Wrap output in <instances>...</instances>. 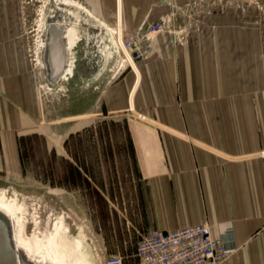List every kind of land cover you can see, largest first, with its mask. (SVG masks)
Returning a JSON list of instances; mask_svg holds the SVG:
<instances>
[{
    "label": "rangeland",
    "instance_id": "obj_1",
    "mask_svg": "<svg viewBox=\"0 0 264 264\" xmlns=\"http://www.w3.org/2000/svg\"><path fill=\"white\" fill-rule=\"evenodd\" d=\"M116 7L104 0H0L2 55L14 50L11 75L8 62L0 68V196L17 202L26 237L58 233L69 256L78 252L85 264H109L114 257L138 264L137 246L147 232L138 220L144 180L133 132L151 122L106 108L112 86L140 61L125 50L129 37L138 35L145 58L161 35L183 45L200 38L202 28H236L243 76L264 82V0H194L157 21L164 32L149 38L154 23L127 33L112 15ZM102 14L108 18H98ZM54 25L74 28L80 38L63 69L52 59ZM4 219L2 229L12 238Z\"/></svg>",
    "mask_w": 264,
    "mask_h": 264
},
{
    "label": "crops",
    "instance_id": "obj_2",
    "mask_svg": "<svg viewBox=\"0 0 264 264\" xmlns=\"http://www.w3.org/2000/svg\"><path fill=\"white\" fill-rule=\"evenodd\" d=\"M104 2L116 4L112 15L131 33L194 0ZM196 35L183 45L161 35L135 64L134 110V70L106 97L111 115L136 112L151 122L133 132L144 180L139 224L147 232H172L207 222L217 239L232 229L225 239L234 251L224 264H264V82L243 76L236 28ZM4 53L0 48V68L8 62L11 75L14 50Z\"/></svg>",
    "mask_w": 264,
    "mask_h": 264
},
{
    "label": "built area",
    "instance_id": "obj_3",
    "mask_svg": "<svg viewBox=\"0 0 264 264\" xmlns=\"http://www.w3.org/2000/svg\"><path fill=\"white\" fill-rule=\"evenodd\" d=\"M162 32L164 26L154 23L149 26L146 37H155ZM138 40V35L130 36L128 47H125L126 52L133 50L130 56L134 61L144 56ZM139 117L146 120L143 115ZM232 235V229H228L225 237L215 238L212 226L207 222L172 232L150 231L142 235L136 257L138 264H224L234 251L225 239ZM109 264L124 263L121 257H114Z\"/></svg>",
    "mask_w": 264,
    "mask_h": 264
},
{
    "label": "bare ground",
    "instance_id": "obj_4",
    "mask_svg": "<svg viewBox=\"0 0 264 264\" xmlns=\"http://www.w3.org/2000/svg\"><path fill=\"white\" fill-rule=\"evenodd\" d=\"M79 7L85 10L91 17L93 16L90 11L83 8L84 6L82 7L79 5ZM61 26L62 25H54L53 30L55 33L54 39L52 40L53 46L51 47V52L54 65L57 68L63 69L68 56L74 52L80 38L74 28L67 27L66 29H63ZM108 30L111 29L109 28ZM118 46L119 48L122 47V43L119 41ZM72 66L64 70L65 73H67V76L71 73L73 74ZM0 216L8 218L10 221L12 240L15 248L22 255V257H20L21 260L29 261L32 264H85L83 257L78 252H75L73 257L69 256L68 250L62 245L58 233L52 234L49 238L34 237L30 239L26 237L22 232V224L19 217L17 202L14 200L10 201L6 196H0Z\"/></svg>",
    "mask_w": 264,
    "mask_h": 264
},
{
    "label": "water",
    "instance_id": "obj_5",
    "mask_svg": "<svg viewBox=\"0 0 264 264\" xmlns=\"http://www.w3.org/2000/svg\"><path fill=\"white\" fill-rule=\"evenodd\" d=\"M6 220L0 216V264H18L17 261L22 257L21 253L15 248L12 238L5 235L2 224ZM31 264L29 261H25Z\"/></svg>",
    "mask_w": 264,
    "mask_h": 264
}]
</instances>
